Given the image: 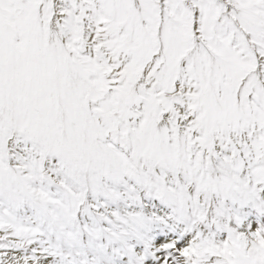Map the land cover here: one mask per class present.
I'll return each mask as SVG.
<instances>
[{"label": "snow or ice", "instance_id": "1", "mask_svg": "<svg viewBox=\"0 0 264 264\" xmlns=\"http://www.w3.org/2000/svg\"><path fill=\"white\" fill-rule=\"evenodd\" d=\"M0 264H264V0H0Z\"/></svg>", "mask_w": 264, "mask_h": 264}]
</instances>
